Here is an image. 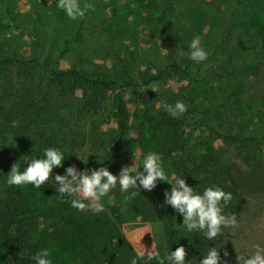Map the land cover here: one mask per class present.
<instances>
[{
    "label": "trees",
    "instance_id": "obj_1",
    "mask_svg": "<svg viewBox=\"0 0 264 264\" xmlns=\"http://www.w3.org/2000/svg\"><path fill=\"white\" fill-rule=\"evenodd\" d=\"M161 1L167 13L171 12L175 17L180 15L176 2L181 0ZM154 7L157 9L160 5L155 2ZM168 29L178 34L183 32L187 44L194 36H201V29L192 33V26L177 30L167 24L162 31L168 33ZM232 37L229 31L219 40L223 50L229 49L231 53L222 55L218 65H207L204 68L207 70L201 75L191 71L194 69L192 61L183 60L177 64L173 60L171 65L177 74L191 81L190 113L205 124V131L200 133L206 135V140L200 142L199 136L197 143L191 141L186 126L178 122L179 117L172 118L164 111L163 105L176 102L174 96L164 97L161 101L153 98L136 105L132 119L143 126L139 162L149 151L158 152L164 158L163 164L168 173L185 178L186 183L197 191L219 186L231 192L233 200L229 207L240 211L247 204L245 196L251 195V192L248 189L240 191L232 172L235 165L226 164L209 142L213 131L208 123L210 120L212 125L214 119H209L208 110L204 112L208 102L195 103L202 92L208 93L214 101L226 102V99L230 102L227 94L231 93L222 92L221 84L232 78L231 65L247 69L240 63L244 61L241 56L247 42L238 39L232 45ZM116 57L118 63L115 65L119 72L112 77L70 67L46 72L36 79L32 72H37V69H30L31 65L37 64L36 58L21 57L0 49V264H34L31 257L44 251L53 264H129V258L135 253L129 242L124 240L121 228L135 213L141 221L149 222L150 218L160 222L165 249L175 251L183 246L188 253L187 260L195 258L199 261L208 247L216 246L219 250L225 246V232L215 241H208L180 228L182 217L174 214L170 206H163V192L170 189L167 184L158 182L151 192L142 189L139 192L132 190L129 194L110 192L109 197L101 201L102 210L86 208L78 212L70 207L68 200L59 197L51 179L38 189L31 185L8 186L5 183L6 175L15 163L18 162L23 170L27 161L39 157L45 148L50 147L62 149L66 158L63 167L53 170V180L56 174L62 175L64 169L72 165L79 171L103 166L113 175H118L122 167L129 166L133 153L126 138L128 104L123 93L133 88L135 76L129 61H121L117 54ZM6 72H10L12 78H21V85L14 84V79L7 77ZM142 78L145 85L159 79L148 74ZM115 91H118V96L113 98ZM230 107L227 109L232 113L233 108ZM230 119L227 114L222 123L228 122L232 128ZM112 121H116V130L111 134L109 130L102 131ZM215 134L218 138L240 144L245 150L239 149L236 156L239 163L264 181L260 140ZM244 144H247L246 147ZM249 146L255 148L247 151ZM95 156H100L101 163H104L98 164Z\"/></svg>",
    "mask_w": 264,
    "mask_h": 264
},
{
    "label": "rangeland",
    "instance_id": "obj_2",
    "mask_svg": "<svg viewBox=\"0 0 264 264\" xmlns=\"http://www.w3.org/2000/svg\"><path fill=\"white\" fill-rule=\"evenodd\" d=\"M75 2L85 11V15L73 20L57 7V0H0V49L9 54L36 58L37 64L30 68L37 69V72H32L36 79L46 72L70 67L112 77L119 72L115 65L118 63L116 54L121 57V61H129L135 80L133 88L124 91L123 97L128 104L126 138L130 141L133 153L130 167L135 166L134 159L137 168L140 166L139 145L143 136L142 124L132 119L134 107L153 98L161 101L164 97L174 96L176 101L182 100L187 111L179 116L178 122L186 126L191 141H196L199 136L200 142L206 140V135L200 133L205 131V124L190 113L191 81L171 68L173 60L177 64L183 60L191 61L185 34H178L172 29L165 33L163 27L165 29L170 24L181 30L192 26V33L201 29L200 38L208 52V59L199 64L193 62L194 69H191L200 75L207 70L204 69L207 65L216 66L222 55L231 53V50H223L219 45L224 33H232V45L238 39L247 42L241 56L244 61L240 62L247 69L241 68L244 70L241 73V69L231 65L232 78L220 86L222 92L230 91L231 95H227L231 103L226 99V102L219 99L214 101L205 92L198 95L195 103L208 102L204 112L208 110L209 119H214L212 125L210 120L208 123L213 131L209 142L226 164L235 165L232 172L240 191L248 189L251 192V195L245 196L247 204L242 210L225 209L226 213L237 216L238 225L224 231L227 242L218 250L221 264H237V255L253 251V244L264 246V181L253 176L245 165L239 163L236 156L241 149L245 150L240 144L218 138L215 134L238 136L242 140H260L263 146L260 147V159L264 165V0H181L176 2L180 12L176 17L171 12L167 13L161 0ZM155 2L160 5L157 9L152 8ZM180 67L183 69L184 65ZM5 74L12 78L10 72ZM145 74L159 79L145 85L142 78ZM12 79L14 84L21 85V78ZM117 96L118 91H115L112 97ZM227 107L233 108V112L230 113ZM227 114L231 116L232 128L228 122L222 123ZM116 128V121H112L102 131L109 130L111 134ZM244 145L246 147L247 144ZM253 148L249 146L246 150ZM112 192H120L119 187ZM131 215L121 228L124 240L133 249L138 243L150 249L154 243L163 255L166 249L162 224L150 218L149 222L141 221L136 213Z\"/></svg>",
    "mask_w": 264,
    "mask_h": 264
},
{
    "label": "clouds",
    "instance_id": "obj_3",
    "mask_svg": "<svg viewBox=\"0 0 264 264\" xmlns=\"http://www.w3.org/2000/svg\"><path fill=\"white\" fill-rule=\"evenodd\" d=\"M57 7L64 10L70 19H77L85 15L75 0H57ZM87 7H91L88 5ZM188 58L194 63H203L208 59V52L202 46L200 36H194L188 44ZM164 111L172 118H178L187 111L186 104L176 101L174 104L163 105ZM77 157V156H76ZM97 163H101V157ZM80 161L82 158L77 157ZM65 153L56 147L45 148L39 157H33L26 162L21 170L15 163L5 183L8 186H28L40 188L51 179L55 192L60 198L66 199L70 207L78 212L88 209L102 210V199L109 197V193L119 187L122 194H129L132 190L140 189L151 192L158 182L167 184L170 189L163 192L164 207H171L174 214L182 217L180 228L186 233H196L205 240L215 241L223 235L225 230L234 229L238 225L235 214L226 213L233 200L231 192H226L219 186L204 187L197 191L186 183L185 178L170 174L165 170L162 154L149 151L140 161L141 167L124 166L118 175H113L107 167L85 169L79 171L75 165L64 169V173L56 174L52 179L53 170L64 166ZM87 163L89 157L86 158ZM107 159H104L106 161ZM134 194V193H133ZM253 251H245L237 255V264H264V246L253 244ZM134 255L129 258V264H221L218 248L208 247L201 258L187 260L188 253L183 246L175 251L166 250L162 255L154 243L146 249L140 243L133 249ZM225 255H227L225 253ZM34 264H53L49 254L44 251L31 257Z\"/></svg>",
    "mask_w": 264,
    "mask_h": 264
}]
</instances>
